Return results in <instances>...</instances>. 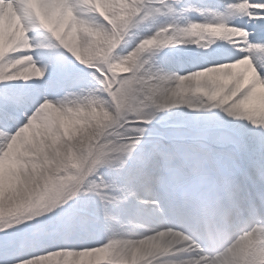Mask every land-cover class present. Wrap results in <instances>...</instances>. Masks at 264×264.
<instances>
[{
  "label": "snow or ice",
  "instance_id": "6c2138e0",
  "mask_svg": "<svg viewBox=\"0 0 264 264\" xmlns=\"http://www.w3.org/2000/svg\"><path fill=\"white\" fill-rule=\"evenodd\" d=\"M0 264H264V0H0Z\"/></svg>",
  "mask_w": 264,
  "mask_h": 264
}]
</instances>
